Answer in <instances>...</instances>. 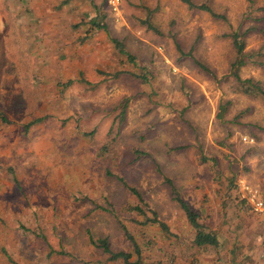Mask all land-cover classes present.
<instances>
[{
    "label": "rangeland",
    "instance_id": "374dc122",
    "mask_svg": "<svg viewBox=\"0 0 264 264\" xmlns=\"http://www.w3.org/2000/svg\"><path fill=\"white\" fill-rule=\"evenodd\" d=\"M192 1L226 19L181 0H118L116 10L110 0H0V264H123L102 238L134 261L124 228L142 264H220V250L194 243L165 177L216 233L253 222L264 100L229 75L237 54L225 34L258 28L239 73L264 87V57L253 54L264 48V0ZM152 211L167 229L143 223Z\"/></svg>",
    "mask_w": 264,
    "mask_h": 264
},
{
    "label": "trees",
    "instance_id": "16d2710c",
    "mask_svg": "<svg viewBox=\"0 0 264 264\" xmlns=\"http://www.w3.org/2000/svg\"><path fill=\"white\" fill-rule=\"evenodd\" d=\"M181 1L186 3L189 8L204 11L208 15H210L211 17H213L215 19H222V20L226 19L225 14L216 12L212 7H210L206 3H195L192 0H181ZM250 1H252V0H250ZM146 25L149 29H152V30L159 33V30L155 26H153L149 20L146 22ZM93 26L96 28H104L105 27L104 24H100L98 22L94 23ZM257 29L258 28L256 26H251L248 29H245L242 31L235 30V31L226 33L225 36L231 40L232 45L235 48V51L237 54L235 60L232 62L231 66H230L229 75H231L236 80L237 87L241 92H243L246 95L255 96V97H258V98H261L262 100H264V87L262 86L260 81L256 80L253 77H241V75L239 73L240 67L246 64V60L244 59L245 54H246V51H244V48H245V39L244 38L247 36L248 32L255 31ZM112 42L115 44V47L118 48L120 53L125 54L131 62H134V60H135L134 55L129 53L125 49L124 44L119 39L112 38ZM175 44H176L177 50L179 51V53H181V55L190 56L194 60L196 65L201 70L205 71L206 73H208L212 77L215 76L213 70H211L207 64H205L201 60L195 58V56L192 54L191 50L185 52L182 50V48L178 42H175ZM253 54H255L258 59L263 58L264 57V48H261L257 51H253ZM257 63L264 64V60H262V61L259 60ZM131 74L135 75L137 77H140V75L133 74L132 72H131ZM71 83H72V81L67 82L68 85ZM38 120L39 119H35V120L28 122L25 125V129H28V127L31 124L36 123V121H38ZM259 127H260L259 129L264 132V124H260ZM165 182L171 188L172 199L176 203H178V205L180 206V208L184 212L188 222L196 230L195 236H194V243L197 246H201V247L202 246H208V245L216 247V248L219 247L222 244L221 243L222 240L219 239V237H218L219 235L215 231H213L212 229L205 227L203 224H201L199 222L198 212L196 210H194V208H192L186 200H184L182 197H180L178 195L176 187H175V185L171 179L165 177ZM138 197L140 198L139 195H138ZM134 209L138 210V211H142L140 206H135ZM143 223H158L163 229H167L166 224L162 220L159 219V217L155 211H152L151 216H146ZM124 231H125L127 238L130 240V242L133 246L134 252L138 256V258L134 261L130 260L131 254L129 252H125V251L110 252L107 240L104 238L99 239L98 242H96V243H98V246H100L105 252L110 253L109 258L112 260L121 258L123 260V264H142V262L140 261V258H139L140 250H139L137 243L135 242L133 237L128 233L126 228H124Z\"/></svg>",
    "mask_w": 264,
    "mask_h": 264
},
{
    "label": "crops",
    "instance_id": "0c3cea01",
    "mask_svg": "<svg viewBox=\"0 0 264 264\" xmlns=\"http://www.w3.org/2000/svg\"><path fill=\"white\" fill-rule=\"evenodd\" d=\"M243 215L242 213L239 215V221H242ZM252 215L253 222L245 225L247 229L238 230L237 233L234 231L217 233L222 240V244L216 248L223 256L220 264H264V213L254 212ZM231 217L230 215V223L231 220L234 224L238 222L235 216L232 219Z\"/></svg>",
    "mask_w": 264,
    "mask_h": 264
},
{
    "label": "built area",
    "instance_id": "2783aa9c",
    "mask_svg": "<svg viewBox=\"0 0 264 264\" xmlns=\"http://www.w3.org/2000/svg\"><path fill=\"white\" fill-rule=\"evenodd\" d=\"M110 3L113 7V9H117L118 0H110ZM250 204L254 211L264 213V199L260 197H255L253 195L251 198H249Z\"/></svg>",
    "mask_w": 264,
    "mask_h": 264
}]
</instances>
